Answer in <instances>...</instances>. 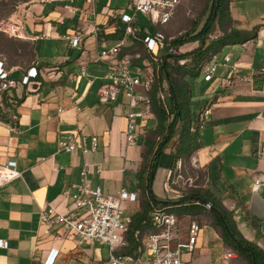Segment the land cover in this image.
Here are the masks:
<instances>
[{"label": "crops", "instance_id": "crops-1", "mask_svg": "<svg viewBox=\"0 0 264 264\" xmlns=\"http://www.w3.org/2000/svg\"><path fill=\"white\" fill-rule=\"evenodd\" d=\"M189 3L192 10H202L200 21L192 29L199 30L210 12V0L204 4L198 0ZM228 8L235 29L250 32L258 26V31L254 39L225 46L217 59L221 61L223 56L230 55L238 73L253 76V81H230L226 78L228 71L221 67L210 82H204L201 74L183 77L193 120L204 109L209 110V115L198 132L200 147L185 158L176 157L181 132L180 121H176L170 141L163 144L156 156L150 195L164 202L168 211L176 210L186 189H176L180 178L176 170L183 160L189 159L204 174L205 183L188 188L201 189L215 199L231 216L241 236L264 251V160L259 158L264 144V0H228ZM122 12L130 13L128 0H40L10 20L19 26L22 37L10 38L27 43L31 57L20 64L1 57L0 61L14 80L20 81L30 68L36 69L37 77L28 85L7 92L0 113V166L14 161L21 174L0 187V240L8 244L6 249L0 248V264H43L52 251H57L54 264H101L106 260L105 246L97 242L79 244L77 239L67 236L61 224L47 225L39 218L40 210L49 208L68 214L84 164L89 166L92 188H100L104 196L116 197L121 189L136 194L135 202L121 203L126 216L131 218L141 210L144 194L138 174L147 160L152 161L160 142L158 121L152 109L146 118L136 119V142L126 145L124 114L128 100L119 95L114 104L99 101L106 67L92 63L98 41L105 40L112 47L124 38L125 26L119 21ZM170 21L162 26L139 25V29L146 33L154 27L159 32L158 28ZM66 35L80 36L82 50H72L64 39ZM220 36L216 24L210 39ZM173 39L165 38L163 46L151 55L141 41L128 38L122 52H139L142 59L136 64L151 74L158 63L171 62L174 55L168 50L173 48L169 46ZM199 46L202 44L194 41L177 49L185 54ZM183 47L187 48L181 50ZM82 63L87 67L85 77L79 75ZM161 89L169 97L172 121L167 81ZM8 99L14 102L13 107H7ZM70 135L79 136L81 146L89 152L83 154L79 143L70 153L60 150L59 143ZM92 137L96 138L94 151H90ZM200 213L177 216L179 231L171 248L187 241L188 227L197 223L195 218ZM198 225L194 250L183 252V264H231V259L223 258L228 245L211 218ZM153 231L149 227L135 232L139 243L131 253L124 234L125 246L119 252L147 261L149 253L142 240Z\"/></svg>", "mask_w": 264, "mask_h": 264}, {"label": "built area", "instance_id": "built-area-1", "mask_svg": "<svg viewBox=\"0 0 264 264\" xmlns=\"http://www.w3.org/2000/svg\"><path fill=\"white\" fill-rule=\"evenodd\" d=\"M180 5V0H128V13L122 12L119 21L125 26L124 38L116 45L109 47L105 40L98 41V50L92 63L104 64L106 72L103 79L105 84L99 89V101L104 104H114L119 95H124L128 100V111L124 114L127 120V129L125 132L126 145H133L136 142V119H144L151 113V100L149 92L152 84L158 79L159 63L151 74H146L144 67L136 64L141 61L142 56L139 52L123 53L122 46L126 39L133 38L141 41L147 52L153 54L159 46H163L165 37L160 32L153 35L147 31L142 38L139 36L140 29L138 15H145L150 25L162 26L167 24L172 18L175 10ZM0 31L14 38H22L20 28L16 24L0 25ZM72 50L81 51L80 36H64ZM168 52L174 56L180 54L179 50L170 48ZM223 68L228 71L226 78L230 81L252 82L253 76H241L238 68L231 64V56L225 55L219 61L214 56L210 62L204 63L200 67V74L204 82H210L217 68ZM86 64L80 65L79 75L87 76ZM37 77L35 68L27 70L24 77L20 80H14L6 70L4 63L0 61V113L4 110V98L7 92L16 90L18 86H26L31 79ZM159 85L157 98L162 104L165 113L169 117L170 104L169 97L164 94ZM14 102L8 99L6 104ZM140 108L141 111H135ZM209 115V110L204 109L201 115L195 117L196 130L199 132L204 127V119ZM82 139L77 135H70L59 143L62 151L70 153L77 148L79 143L83 154L89 152L87 148L81 146ZM96 138H91V150L94 151ZM259 158L264 160V144L261 148ZM99 172V170H97ZM90 173L89 166L84 164L80 171V181L74 186L72 194V203L68 214H59L53 208L40 210V222L50 224H61L68 237L75 238L79 242L89 243L97 242L107 248L108 256L101 264H183V252L191 253L194 250L196 240L200 231L199 225L195 222L190 223L187 233V241L178 243L175 248L171 244L176 240L179 224L177 216L166 208H154L150 225L154 230L147 234L142 240V246L149 253V259L141 262L139 258L125 256L119 252V249L125 246L124 233L131 222V218L126 216L122 210L121 203L124 201L135 202L136 194L128 193L121 189L116 197L104 196L101 189L92 188L88 179ZM20 172L16 169L14 161H7L5 165L0 166V187L19 178ZM259 182L257 181L256 184ZM8 244L0 240V248L6 249ZM57 257V251H52L44 260L43 264H54ZM237 253L228 246L225 249L223 258L225 260L234 259Z\"/></svg>", "mask_w": 264, "mask_h": 264}, {"label": "trees", "instance_id": "trees-1", "mask_svg": "<svg viewBox=\"0 0 264 264\" xmlns=\"http://www.w3.org/2000/svg\"><path fill=\"white\" fill-rule=\"evenodd\" d=\"M216 6V17L213 20V13ZM210 12L211 14L205 18L204 23L199 30L194 29L192 31H188L169 42V46L176 49L188 42L194 41L200 42L202 46H199L197 49L189 53L173 56L171 58V62H160L158 79H156L152 84L149 92L151 109L158 121L157 135L160 142L153 154L152 161L148 162L147 160L138 174V184L144 194V201L141 204L140 212L131 217V222L124 233L126 234V239L130 244L128 253H131L132 250L136 249L138 246L139 242L134 238L135 232H140L145 228H151L149 218L153 209L164 208L167 206L165 203H160L155 200L150 195V189L155 171L154 169L156 167V156L161 152L164 145L170 141L173 134V128L177 120L180 121L181 132L179 135L180 141L176 157L181 158L188 156L200 147L197 139V123L193 120V114L188 108L190 103V94L187 87L182 83L183 77L186 75L190 77L198 76L200 74L201 65L210 62L212 58L217 56L225 46L241 44L256 37L258 26L250 32L240 31L232 26L229 16L228 0H210ZM216 24L220 28L221 36L210 39ZM155 32L154 27L148 28L149 34L153 35ZM146 33L140 32L139 36L144 37ZM206 41L209 42L206 44ZM164 81H167L169 85L170 99L172 101L173 108L172 121H169V117L165 113L162 104L157 98L158 87ZM11 105L12 104L7 103V107L10 108ZM200 199L210 201L212 206L221 212L227 223L229 231L237 240L238 245L232 242L231 238L223 228L218 215L202 206L199 201ZM196 203L198 204L195 205ZM169 211L173 212L176 216L192 215L195 212L200 211L209 213V215H211L212 224L220 229L224 243L231 247L240 258L246 261V264H264V251L258 249L256 244L245 240L241 236L236 229L231 216L205 191L198 188H186L179 198L177 209Z\"/></svg>", "mask_w": 264, "mask_h": 264}, {"label": "rangeland", "instance_id": "rangeland-1", "mask_svg": "<svg viewBox=\"0 0 264 264\" xmlns=\"http://www.w3.org/2000/svg\"><path fill=\"white\" fill-rule=\"evenodd\" d=\"M37 1L40 0H0V25L10 24V20L12 21L18 13L23 12L29 4ZM198 1L204 4V1L207 0ZM201 12L202 10H199V13L198 10H192L189 0H180V5L176 9L175 15L171 19L169 25L160 29L158 28L157 31L162 33L166 39L169 37L178 38L194 28L201 19ZM194 13L197 15H194ZM210 14L211 12H207L206 17ZM137 18L140 26L150 25L145 15H138ZM186 48L187 47H183L181 50H185ZM0 57L5 58L10 63H24L31 57L29 45L25 42L14 41L8 34L0 31ZM176 171L180 176L176 184V189L178 190L188 188V186L201 187L205 183L204 174L199 169L195 168L189 159L183 160ZM188 179L191 181H188ZM209 218H211V215L206 212H201L200 215L195 218V221L199 224L200 222L207 221ZM257 248L263 251L260 247L257 246ZM231 261H233L231 264H246V261L238 255L236 258L231 259Z\"/></svg>", "mask_w": 264, "mask_h": 264}, {"label": "water", "instance_id": "water-1", "mask_svg": "<svg viewBox=\"0 0 264 264\" xmlns=\"http://www.w3.org/2000/svg\"><path fill=\"white\" fill-rule=\"evenodd\" d=\"M216 12H217V6H216L215 9H214L213 20H214L215 17H216ZM168 57H170V56H168ZM199 201H200V203L202 204V206L206 207V208L209 209L211 212H213V213H215V214L218 215V217H219L220 220H221L222 226H223V228L225 229V231L227 232L228 236L231 238V240H232V242H233L234 244L238 245L237 240L232 236L231 232L229 231L228 226H227V223H226V221L224 220V218H223L221 212H220L217 208L213 207L210 201L202 200V199H200ZM161 203H164V202H161ZM244 249H245V248H244ZM245 250H247V249H245Z\"/></svg>", "mask_w": 264, "mask_h": 264}]
</instances>
